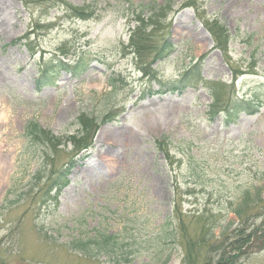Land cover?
<instances>
[{
  "label": "rangeland",
  "instance_id": "374dc122",
  "mask_svg": "<svg viewBox=\"0 0 264 264\" xmlns=\"http://www.w3.org/2000/svg\"><path fill=\"white\" fill-rule=\"evenodd\" d=\"M65 1L92 13L77 17L63 0H0V264H205L251 232L227 264H264V231L255 232L264 229V105L230 125L209 112L214 81L221 100L233 90L264 101V0ZM152 12L155 28L131 46L134 19ZM200 15L221 28L226 52ZM167 30L176 48L154 63L161 75L178 78L203 56L206 83L149 93L158 84L141 66ZM27 31L35 56L15 41ZM59 48L67 60L86 52L94 66L38 90L39 59ZM119 75L126 81L113 90ZM82 114L99 121L84 139ZM31 119L55 140L27 136ZM247 193L240 218L233 209ZM101 234L113 236L109 254L71 244Z\"/></svg>",
  "mask_w": 264,
  "mask_h": 264
},
{
  "label": "trees",
  "instance_id": "16d2710c",
  "mask_svg": "<svg viewBox=\"0 0 264 264\" xmlns=\"http://www.w3.org/2000/svg\"><path fill=\"white\" fill-rule=\"evenodd\" d=\"M66 4L69 6L68 9L72 11V13L81 18H87L88 15H90L92 12L89 11L86 7H90L89 5L85 6H77L74 5L71 2L65 1ZM188 2V1H187ZM187 4V3H186ZM191 3H188L189 5ZM162 7V5L158 6ZM157 7V8H158ZM196 7V6H195ZM87 9V10H86ZM197 9V8H196ZM156 10V9H155ZM87 14V15H86ZM156 12H152L150 16L143 15V13H140L134 21L137 22L135 27L132 29L131 35H130V45L134 46V44L139 47V43L142 39V34L147 31V29L155 28V22H156ZM201 20L203 21L204 25L208 28L210 33L212 34L216 46L223 51L226 49V45L224 47L220 45V32L221 28L214 29L213 27H210L206 20L200 15ZM170 30H167L164 32V34L161 36L160 40L156 42L155 44H151L150 47H148V50H151V57L149 59H146L145 62L141 66V70L144 72V74L149 75L150 74V81H155L158 83V88H152L150 87L149 93H166L168 91H177L179 93H182L184 90H186L188 87H197L200 83H206L208 80L203 76V56L199 57L196 61L191 63L184 71L183 73L175 79H165L157 66L154 65L157 61H162L166 59L176 48V44L171 40L169 37ZM16 41H24V44L28 46V49L33 53V55L36 52V48L34 45V40L31 38V32L27 31L20 37L15 39ZM135 43H134V42ZM146 47V45H145ZM140 50V49H139ZM68 50H64V48H59L57 52H52L50 55H43L41 57V60L39 59V75L36 78V86L37 89L40 90L43 87L46 86H52L56 85L57 81L59 80L60 76L63 72H69L72 77L75 78H81L84 76L85 73L88 72V70L92 67V63L94 62V59L91 57L89 60L86 59L87 54L86 52H80L77 53V56L74 59L67 60L65 57L67 56L66 52ZM135 52H137L135 50ZM226 52V51H225ZM235 80L238 78V74L234 75L233 77ZM125 77L123 76H112L110 83L113 86V90H115L119 84L125 83ZM216 88L212 90L214 100L209 104L210 110L213 117L216 115H221L223 118V121L225 124H230L231 122H235L242 113L247 114H253L260 110V107L264 105V101L255 99L253 97H247V96H239L237 95L233 90L229 91L225 97L221 100L220 98V92L217 88L218 84H221L223 82L214 81L213 82ZM226 84V83H224ZM214 87V86H213ZM147 90V89H146ZM82 117H85V121L82 123V125L86 128H91V125H94L96 128V125L99 123L98 120L91 116H85L82 114ZM113 118V112H106V114L101 118L105 120H110ZM94 126L91 128V131H85L83 132L82 126L81 130L76 132V135L79 133H83V139L87 138L88 133L93 131ZM26 135L31 137L32 139L38 138L39 140H43L45 137L50 142L52 140H55V136L51 134L50 130H46L45 128L41 127V124L37 122L36 120H29L28 124L26 126ZM75 134V133H74ZM92 136H94V131L92 132ZM75 139V140H74ZM78 137L76 136H68V140L72 141L74 144L77 143ZM62 144V143H60ZM93 144L92 140H87L82 143L81 145H78L76 148H79L78 151L83 149H88ZM54 145H57V143H54ZM74 165V162H71L65 169L59 174L56 185L53 183V185L58 188V191H61L63 187L68 185L69 179L68 174L71 171L72 166ZM61 175V178H60ZM55 182V181H54ZM258 194V193H257ZM57 195V194H56ZM259 195V194H258ZM257 199H260V196H257ZM250 203V197L249 193L244 196L239 203H237L236 207L233 209V211L240 217L243 218V215L245 214V210L248 207ZM263 230L261 226L257 227L255 229V232ZM100 236V237H99ZM97 238L95 237L93 240L89 237L83 238L81 236L73 237V241L71 244L73 246H76V249H80L81 252L89 255H96V249H99L101 253L109 254L112 252V243H110V238L113 236L111 235H99ZM252 232L247 234V238H238L235 239L234 244L231 246L230 250H223L222 254H220L219 258H216L214 262H206L205 264H227L232 261L234 257L238 256V252H240L243 247L248 246L251 244L252 241ZM244 239V240H243ZM242 240V241H241ZM92 242L96 243L94 246ZM190 249L187 250L186 256H189Z\"/></svg>",
  "mask_w": 264,
  "mask_h": 264
}]
</instances>
